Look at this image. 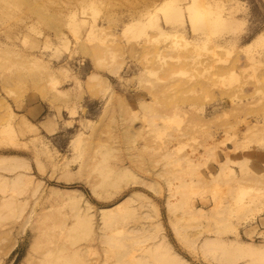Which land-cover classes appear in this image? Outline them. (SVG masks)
I'll use <instances>...</instances> for the list:
<instances>
[{
    "label": "rangeland",
    "instance_id": "374dc122",
    "mask_svg": "<svg viewBox=\"0 0 264 264\" xmlns=\"http://www.w3.org/2000/svg\"><path fill=\"white\" fill-rule=\"evenodd\" d=\"M261 33L264 0H0V264H252Z\"/></svg>",
    "mask_w": 264,
    "mask_h": 264
},
{
    "label": "bare ground",
    "instance_id": "6f19581e",
    "mask_svg": "<svg viewBox=\"0 0 264 264\" xmlns=\"http://www.w3.org/2000/svg\"><path fill=\"white\" fill-rule=\"evenodd\" d=\"M262 35L260 36V39H264V33H261ZM259 39V40H260ZM79 51L81 52L82 55L91 58L93 62L98 66V59L97 56L94 57V52L90 49H85L82 46H78ZM121 65H115L112 68L109 67H104L103 69L106 70L109 74H117L120 70ZM108 69V70H107ZM107 79H102L100 76L92 74L88 75L86 78V83H87V89L92 95H98L102 93H106L108 90V86L106 84ZM213 97L209 98L208 101H211ZM239 208H244L246 205H252L255 208H252V211L244 210L238 214L239 219L241 217H249L252 216L253 214L261 211V209L258 208L259 205H261V208L264 209V181H255L254 183H251L248 188L246 189L245 192L238 198V202L236 203ZM167 209L169 213L173 214L174 213V205L171 203L168 204ZM218 207H214L213 209H209L208 212L203 210V214L207 215L208 220L214 219L218 215L217 211ZM112 208H107V209H102V211L109 212L111 211ZM201 211V210H199ZM205 212V213H204ZM238 221V220H237ZM239 222V221H238ZM248 232H253L251 228L247 229ZM222 243L223 242H215L212 240H208L204 242L201 245V248L204 253H209L212 250L220 249L222 248ZM233 251L238 252L240 258H246L247 261L250 260L252 264H264V250H256L252 247L248 248H243L241 245L237 246H232L231 247ZM227 249L223 248V252H225ZM170 249L169 247H166V253H169ZM173 256L177 259H180L181 261H185L181 256H179L176 253H172ZM169 258V257H168ZM222 262V261H221ZM224 263V262H223Z\"/></svg>",
    "mask_w": 264,
    "mask_h": 264
},
{
    "label": "crops",
    "instance_id": "0c3cea01",
    "mask_svg": "<svg viewBox=\"0 0 264 264\" xmlns=\"http://www.w3.org/2000/svg\"><path fill=\"white\" fill-rule=\"evenodd\" d=\"M250 228H251V230H255V226H251Z\"/></svg>",
    "mask_w": 264,
    "mask_h": 264
},
{
    "label": "trees",
    "instance_id": "16d2710c",
    "mask_svg": "<svg viewBox=\"0 0 264 264\" xmlns=\"http://www.w3.org/2000/svg\"><path fill=\"white\" fill-rule=\"evenodd\" d=\"M250 4V3H249ZM251 5V4H250ZM252 7V6H251ZM251 9H254V8H251ZM75 187H77V186H75ZM75 187H71V188H75Z\"/></svg>",
    "mask_w": 264,
    "mask_h": 264
}]
</instances>
